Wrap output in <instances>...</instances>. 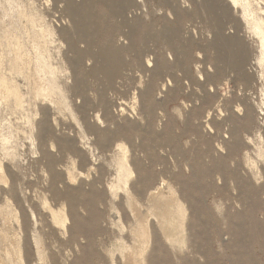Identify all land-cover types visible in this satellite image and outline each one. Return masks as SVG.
<instances>
[{
  "label": "rangeland",
  "instance_id": "1",
  "mask_svg": "<svg viewBox=\"0 0 264 264\" xmlns=\"http://www.w3.org/2000/svg\"><path fill=\"white\" fill-rule=\"evenodd\" d=\"M262 31L264 0H0V264H264ZM57 158L103 184L65 202Z\"/></svg>",
  "mask_w": 264,
  "mask_h": 264
},
{
  "label": "bare ground",
  "instance_id": "2",
  "mask_svg": "<svg viewBox=\"0 0 264 264\" xmlns=\"http://www.w3.org/2000/svg\"><path fill=\"white\" fill-rule=\"evenodd\" d=\"M90 25V21L88 22ZM77 31V34L80 35V32L78 29H76ZM262 34V46L264 47V31L261 32ZM221 35V33L219 34V36ZM236 36V35H235ZM234 35L229 37V38H224L223 41H221L220 43L217 42L215 43L216 46L218 47L219 49V54H220V57H222V52H221V48L224 46V44L226 45L227 42H231V41H236V37ZM239 40V39H238ZM68 43V47L69 48H73V43L71 42H67ZM92 43H94V41H92L90 39V42L86 43L87 46L89 45H92ZM95 44V43H94ZM233 48L238 50L240 49V47L237 45V44H233ZM239 48V49H238ZM252 46H247V50L245 48V52L246 51H250L252 50ZM71 50V49H70ZM237 51V52H238ZM78 53H82V50H80V48L77 49V51L74 49V54L76 56V54ZM241 53V51H240ZM237 54V53H235ZM74 57V56H73ZM240 59V58H239ZM237 60L240 62V60ZM239 62H236L235 59L232 58V64H236L237 63V66L240 65ZM240 67H242L240 65ZM237 73H239V76L241 77H244V78H247L249 75L247 73L244 72V70H242V68H238V71ZM83 104L86 103V99L85 97H83ZM59 148H60V151L63 152L64 150H66V148L64 147V145L62 144H59L58 145ZM69 149V152L72 153L73 155H79V152H78V149L73 145L69 146L68 147ZM67 152V151H66ZM79 157H81L79 155ZM62 159L60 158H57L54 162L53 165H51V168L48 169V175H49V189L50 190H54L59 198L61 199H65V202L67 201V198H68V192L69 191H72L74 192L75 190H78V191H81L83 194H88L89 192V189H93L94 191L98 190V187L99 185H102L103 182H102V176L101 175H96V176H88V177H79L75 170H74V160L72 162V166H69L67 167L66 169H64V171L62 170V167L65 165V162H62L61 161ZM64 174H66L67 176V180H65L66 178H64ZM14 188V187H13ZM153 190V189H152ZM158 190L159 188H157L156 190H154L152 193L153 195H156L158 194ZM13 192V191H11ZM82 193L80 196H82ZM151 193V192H150ZM83 199V197H82ZM68 202V201H67ZM84 202V201H83ZM91 204V202H90ZM79 205V204H78ZM102 205V203H101ZM65 205L63 204L62 206V214H63V217H64V222L66 223V221L69 219V216H71V219H72V213H67L66 212V207H64ZM81 206V205H80ZM103 206V205H102ZM84 209L81 207L80 209H83L84 212V216L82 217L80 214L78 216H74L73 220H72V226H71V231H72V234L74 236V234H80L79 231L81 230L79 225H76L78 223V221H83V222H88L91 224V227L90 228H93V229H97V230H89V232L87 233V236H88V240H84L82 241L83 243H86V245L88 246H91V245H94L95 243V246H94V249H93V252H97L96 251V241L95 240V237L94 235L97 233V232H107L108 230L104 227V225H100L98 223L99 220H101L104 224V221H103V215H104V209L101 210V209H98V208H95V207H92V206H83ZM135 207V206H134ZM70 208L72 209V212L74 213H77V210H76V207L73 206H70ZM136 208V207H135ZM133 209L132 213L133 215L136 217V220H135V227H132L131 228V232L136 236V239H145L146 238H149V235H150V227L148 226V219L145 220V218H147V216L144 217V215H139L138 216V213L136 211H140L136 209ZM70 209V210H71ZM136 210V211H135ZM54 215H56L55 211H52ZM141 212V211H140ZM68 215H67V214ZM60 214H61V210H60ZM180 214V213H179ZM67 219V220H66ZM160 220H162V223H161V226H162V229L165 233L166 236H169L168 235V232L169 230H172L173 229V222H174V219H173V216L172 214L170 213L169 211V208L167 207L165 209V212L162 213L160 215ZM180 220V219H179ZM153 227V226H152ZM172 227V229H171ZM130 229V228H129ZM124 227L121 228V231H124ZM84 238V237H83ZM171 238V237H170ZM150 239V238H149ZM66 241V240H65ZM74 241V240H73ZM140 241H145V240H140ZM149 241V240H148ZM141 242V243H142ZM140 243V242H139ZM147 243V242H146ZM134 246V245H133ZM136 248V247H135ZM133 249V252H131L132 254H136V249ZM140 248V247H139ZM138 253V251H137ZM98 254V253H97ZM130 255V253H129ZM133 257V256H132ZM131 257V258H132ZM136 257V256H135ZM134 258V257H133ZM136 259V258H135ZM133 259V260H135ZM138 263V262H137ZM140 263V262H139ZM141 264V263H140Z\"/></svg>",
  "mask_w": 264,
  "mask_h": 264
}]
</instances>
